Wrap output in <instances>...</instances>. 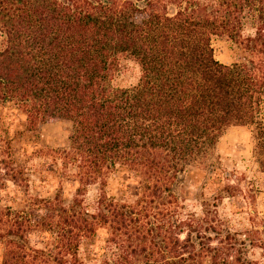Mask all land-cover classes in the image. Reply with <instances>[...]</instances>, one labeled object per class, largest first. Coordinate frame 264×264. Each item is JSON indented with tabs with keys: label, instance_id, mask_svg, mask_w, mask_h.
<instances>
[{
	"label": "trees",
	"instance_id": "1",
	"mask_svg": "<svg viewBox=\"0 0 264 264\" xmlns=\"http://www.w3.org/2000/svg\"><path fill=\"white\" fill-rule=\"evenodd\" d=\"M0 32V104L31 129L72 124L67 145L21 164L0 128V264L256 263L264 218L255 210L238 230L220 210L236 187L190 204L179 186L191 165L220 168V141L238 126H252L264 171V0H0ZM215 37L247 57L221 62ZM123 56L140 65L136 86L113 83ZM33 157L58 179L53 197L30 192ZM119 166L138 182L131 201L108 193ZM10 183L21 209L3 203ZM101 230L99 258L83 261L81 244Z\"/></svg>",
	"mask_w": 264,
	"mask_h": 264
},
{
	"label": "rangeland",
	"instance_id": "2",
	"mask_svg": "<svg viewBox=\"0 0 264 264\" xmlns=\"http://www.w3.org/2000/svg\"><path fill=\"white\" fill-rule=\"evenodd\" d=\"M1 41V32H0ZM215 56L221 62L233 63L243 61L247 54L242 47L226 37H215L212 40ZM141 68L138 62L128 56L119 61L113 83L118 87H132L139 84ZM0 128L4 135L11 139L14 158L18 163L24 161L34 151L44 147L65 146L72 131V124L65 120L42 124L35 129L28 127L25 115L12 104H0ZM253 128L250 125L231 128L220 141L217 155L220 168L216 172L208 171L200 165H191L185 172V180L179 186L180 195L190 204L197 203V194L203 191L211 195L221 190L226 184L236 187L234 196L225 198L220 204L222 214L231 219L238 230L249 228L250 216L256 210L264 218V171L253 156ZM40 159L33 157L29 161L30 192L34 196L53 197L58 188V179L40 166ZM138 182L133 174L123 166L117 167L108 178V193L120 200L131 201L137 192ZM75 182L64 184L63 197L70 201L75 193ZM96 193L90 190V195ZM3 203L14 209L26 205V197L10 183L2 192ZM106 234L101 230L90 240H85L79 250L80 258L87 262L104 246ZM2 249L0 248V263ZM254 264H264V250L256 248L252 254Z\"/></svg>",
	"mask_w": 264,
	"mask_h": 264
}]
</instances>
